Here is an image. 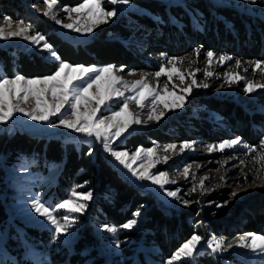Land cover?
<instances>
[{"label":"trees","instance_id":"1","mask_svg":"<svg viewBox=\"0 0 264 264\" xmlns=\"http://www.w3.org/2000/svg\"><path fill=\"white\" fill-rule=\"evenodd\" d=\"M133 2L145 13H128L119 21L98 29L91 39L82 44L62 39L52 30L49 21L42 17L34 19L32 31L44 34L61 58L74 66L114 65L118 68L123 66L127 71L154 73L159 68V61L155 58L161 54L168 58L182 57L192 54L196 48L201 49L200 54L213 51L234 59L264 60V20L257 16L228 6L211 5L204 0L187 1L183 5H165L153 0ZM36 3L42 5L43 0H0V19L8 17L14 21L18 18L17 13ZM81 3L83 0H59L58 7H76ZM56 67L54 61L36 52L0 47V76L11 78L19 73L29 78L42 77L51 75ZM263 97L258 101L264 103L260 100ZM193 103L197 111L212 112L218 115L220 121L204 117L180 119L172 124V131L168 133L151 130L130 135L117 149L132 151L140 147L148 148L153 141L166 144L197 138L205 143H214L236 137L257 146L264 136L262 112L249 111L232 100L210 96H194ZM20 159L30 160L33 168L42 175H47L50 168L57 165L54 182L46 193L50 206L68 199L71 191L79 188L77 185H83L78 190L92 193L88 214L96 223L119 228L140 211V228L124 232L121 238L155 251H147L148 260L137 252L135 261L125 260L124 264H165L185 241L198 234L199 227L195 226L191 212H165L153 197L123 180L113 163L104 158L96 147L85 143L64 144L58 137H36L20 130L0 132V185L5 179L4 168L13 167ZM6 219V211L0 203V223ZM208 228L212 232L218 230L215 223ZM27 231L36 241L48 244L52 240L49 231L32 228ZM263 232L264 215L259 214L249 218L237 232L223 231L221 236ZM94 240L91 232L84 229L72 252L53 253L51 259L54 264L64 260L66 264H85L91 259L93 264H101V259L96 258V251L92 249ZM122 246L127 256L133 254L131 248L134 245ZM85 249L89 252L80 255ZM12 253L17 262L3 264H32L21 257L20 250ZM195 261L196 264H215L207 253L195 256Z\"/></svg>","mask_w":264,"mask_h":264},{"label":"rangeland","instance_id":"2","mask_svg":"<svg viewBox=\"0 0 264 264\" xmlns=\"http://www.w3.org/2000/svg\"><path fill=\"white\" fill-rule=\"evenodd\" d=\"M153 1L165 5H183L187 1L193 0ZM204 1L211 5L228 6L238 12H242L250 16H257L264 20V0H258L255 5L243 3V0ZM104 7L106 10H111L113 7L124 10L116 17H113L107 24H101L96 27L92 33L72 32L56 25L52 20L43 15L44 8L42 5L39 7H33L32 5L25 7L23 12L16 14V17L18 18L14 20V22L23 21L25 24L30 25L32 29V22L34 19L42 17L43 19L49 21L52 30L62 39L73 44H82L91 39L96 34L98 29L119 21L121 18L126 17L128 13H145L133 2V0H131V7L128 8H125V6L122 5L114 6L108 3L107 0L104 3ZM60 9L61 8L59 7L56 9L57 17L65 24L72 23V20L65 19L66 13ZM72 15L73 18H75L77 14L73 13ZM3 24L4 20L0 19V25ZM14 29L15 24L13 23L12 29L10 30ZM137 44L141 45V42H138ZM0 47H15L23 52H36L43 55L44 58L47 56V53L37 51L36 47L20 38H13L9 41H0ZM205 54L206 53L200 54L198 59L195 57L194 52H192V54H186L182 57L176 58H185L184 63L178 66L179 71H182L187 76L189 72H194L195 69L199 68L200 71L195 72V79L197 80V83H207L209 86L207 88L194 87L192 92L187 95L184 107L175 110H166L165 116L159 122L149 121L148 123L132 125L131 128L123 134V136L112 142V147L115 150L128 151L117 149V146L122 144L124 139L130 135L141 134L151 130L168 133L169 131H172L171 127L174 126H172V124L180 119H188V117H204L217 122L220 121L218 115L212 112L205 113L197 111V106L193 103V99L194 96L198 95L232 100L233 102L248 108L249 111L264 113V103L258 101V98H262V96H264V89L258 88L255 92L245 94L243 91V80L237 84H232L231 86L224 82V73L226 71H237L234 67L236 59L233 58V60L226 61L221 65L218 63V57L220 54H216L213 58L212 66L208 69L214 75L206 80L203 74L207 63ZM166 58L168 57L165 55L163 59L161 56L155 58V61H157V59L159 61V68L157 71L160 70L161 64L165 63ZM193 59H197V63L190 65L189 61ZM239 60L242 61L241 69L238 70V74L241 77L248 80H255L259 83H264V75L257 72V74L253 76L251 71L253 66L247 63V60L240 58ZM244 68H247L248 71H243ZM128 72L129 71L124 69L122 72H117L116 75L122 77L128 82L139 80L142 76L146 77L149 85L153 88L159 87L161 89L162 98L168 101L173 99V97L164 96L163 86L166 81L169 84V91L172 90L171 86L173 83L177 85L175 91L178 94H182L183 88L186 84L191 83V80L189 79L185 81L184 85H181L179 79L177 78L178 73L173 69L172 65H168L165 68V74L160 77L159 82H157V80L152 76V73L145 70L133 71L135 72V75H128ZM168 73L172 75V81H168ZM73 75H75V73H73ZM104 76L106 77L107 74H104ZM93 91L94 89H91L90 93ZM146 91L147 89H145V92ZM125 95H131V93L126 92ZM260 100H264V97ZM145 104L150 106L148 101H146ZM147 106L140 116L142 121L147 120ZM119 107L120 103L113 101L111 110H119ZM161 107H163L162 104ZM81 110H83V107ZM130 110L133 112L141 111L134 104L130 106ZM103 114L110 115L109 109L105 108ZM51 119L56 121L57 124L59 123L57 117H52ZM12 130H20L36 137H58L64 144L69 142L76 145L85 143L98 148L101 155H104L105 153V155L109 157L107 158L113 163L115 169L123 180L130 183L140 192L149 194L153 197L155 203L165 212H191V217L194 219V223H196L195 226L199 227L198 235L204 237L206 240L211 235L215 234L217 237L224 238L226 245L232 246L228 251L218 253L216 255H212L209 251L201 249L198 251V254L193 256V258H184L182 261L174 262V264H196L195 256L202 253L211 255L215 264H264V254H254L249 249L235 247L239 238L245 234H239L235 237L221 236L223 231H228L230 233L237 232L248 221V219L253 218L254 215H264V169L254 172L253 170L259 168V165L255 163L254 159L243 155L246 150L242 147L236 149H225L224 151L208 152L205 150L206 145L219 144L220 142L205 143L197 138L192 141H181L166 144L153 141L151 146L148 148L140 147L143 149L155 147L157 148V155L163 157L165 155L163 151L165 146L171 144L177 145V149L175 151L167 154V163H158L155 168L151 169L154 173L160 171L167 172L168 178L176 181L175 184L165 185L167 190L174 191L179 189L178 196L180 199L173 200L172 198L165 196L163 191H160L157 186L150 185L147 181H136L126 169L120 166L113 157L104 151L102 143L96 141L94 137H85L63 127L52 128L43 124H38L35 121L28 120L27 117H24L20 113L14 114L13 120L8 121L6 124H0V132ZM185 142H195L194 148L192 150H185L181 153L179 151V145ZM259 144L257 146H259ZM135 151L136 150H132L128 152L132 153ZM255 155V153H252L251 157H255ZM241 159H245L247 161L246 165H240ZM220 162H223V167H221ZM139 163L140 161L133 162V167H137ZM188 166H190V174H195V179L192 178V175H189V177L185 179L183 169ZM4 171L5 179L3 180L2 185H0V203L4 206L7 219L0 223V264L9 261L16 263L17 260L12 252L19 250L21 252V257L30 260L32 264H54V261L51 259V255L53 253H58L60 255V253L67 254L72 252L74 243L79 239L80 233L84 229H88L95 239L92 249L96 251V258L101 259V264H124L125 260L135 261L137 252H141L143 257L148 260L147 251H155L153 248L144 247L139 243L134 244V241L123 240L121 238L124 232L140 228L139 217H135L138 223L133 230H124L119 227L117 228L118 232L115 235L103 231L101 228L102 224L96 223L88 214L92 197L86 201L87 208L84 213L72 214V216L76 218L77 223L70 229L71 234H65L60 237L61 241L67 239L68 243L53 242V226L49 224L47 220H43L42 217L37 216L35 212L31 211V200L34 196L38 195L42 202L50 206L49 200L46 198V193L48 188L54 182L57 165H53L47 175H42L39 170H35L33 168L30 160L20 159L13 167H5ZM203 177H208V179L204 182L203 194H201L202 190L200 189V180ZM221 177H223V180ZM194 184L197 190L186 195V193H189L190 189L193 188ZM237 185H240L241 187H237ZM81 188L83 187L77 188L76 191L78 193H88L78 190ZM232 192L237 193L236 197H231ZM209 197H212V200L209 201ZM73 199L76 198L73 197ZM184 200H188L191 203L185 206L183 203ZM194 201H199V203H195ZM225 202H227V206L222 208L216 207L217 204H224ZM205 211L207 212L205 213ZM65 214L67 213L64 209H60L59 212L56 213L58 218H61ZM41 220H43V223L40 222ZM61 222L63 221L61 220ZM211 223H215V225H217V232H212L208 228ZM28 228L49 231L52 235V240L48 244H45L40 240L36 241L35 237L28 233ZM257 235H264V232L263 234ZM117 239L121 241V245H134V247L131 248L133 251L131 256H127L125 254L124 250H122L123 246H121L120 249L115 248L113 241ZM203 242L204 241H202V243ZM88 252L89 249H85L80 253V255H85ZM64 262H66V260L63 262H57V264H66ZM85 264H93V259L86 261Z\"/></svg>","mask_w":264,"mask_h":264},{"label":"snow or ice","instance_id":"3","mask_svg":"<svg viewBox=\"0 0 264 264\" xmlns=\"http://www.w3.org/2000/svg\"><path fill=\"white\" fill-rule=\"evenodd\" d=\"M106 0H83V3L76 7L63 6L60 10L66 13L65 19L72 20V23L65 24L57 17L56 9L59 6V0H43L42 7L44 8L43 15L52 20L56 25L64 29H68L77 33H92L93 30L101 24H107L113 17H116L124 9L113 7L111 10H106L104 3ZM108 3L116 6L122 5L125 8L131 7V0H107ZM258 0H243V3L255 5ZM33 7H39V3L33 4ZM73 13L76 17L73 18ZM13 23L15 29H12ZM13 38H20L27 41L30 45L36 47L37 51L47 53L45 59L54 61L57 64L56 70L51 75L42 77H25L19 73L9 78L7 76H0V124H6L13 120L14 114L20 113L27 117L30 121H35L38 124H43L52 128L63 127L70 129L72 132L79 133L85 137H94L96 141L102 143L103 149L136 181H147L150 185H155L164 195L179 200V189L174 191L167 190L165 185L175 184L176 181L168 178L167 172H152L158 163H167L168 153L177 149V145L171 144L165 146L163 151L165 155L160 157L157 155V148H137L135 152L118 151L112 147V142L123 136L132 125H139L148 123L149 121L159 122L164 116L166 110H175L183 108L186 103V97L190 94L194 87L207 88V83H197L195 79V72L200 69H195L194 72H189L186 76L182 71H179L178 66L184 63L185 58L170 57L166 58L165 63H162L160 70L152 73V76L159 82L162 75L165 74V68L172 65L173 69L177 71V78L181 85L185 84L186 80H191V83L186 84L183 88L182 94H178L175 89L177 85L172 84V90L169 91V84L166 81L163 86L164 96H171L170 101L165 100L161 96V89L159 87L153 88L149 85L146 77H141L139 80L128 82L122 77L116 75L117 72L124 71L123 66L116 67L114 65H106L102 67L83 65H72L64 61L54 46L48 42L46 36L39 31L33 32L31 26L25 24L23 21H12L10 18H4V24L0 25V41H9ZM195 57L198 59L201 49L193 50ZM216 54L213 51H207L205 59L207 61L204 70V77L207 80L214 74L208 69L212 66V61ZM162 59L164 54H161ZM197 59L189 61L190 65L197 63ZM233 60L232 56L221 54L218 57V63L224 64L226 61ZM252 65V74L255 76L257 72L264 75V61H248ZM242 61L235 60L236 72L224 73V82L231 86L237 84L241 80L244 81L243 91L245 94L255 92L258 88L264 89V83H259L255 80H248L238 74L241 69ZM247 72L248 69L244 68ZM75 73V75H73ZM104 74H107L105 77ZM128 75H135V72L129 71ZM173 77L168 73V81H172ZM94 89L90 93V90ZM145 89L147 91L145 92ZM131 95H125V93ZM113 101L119 102V110L112 111L111 106ZM148 101L150 106L145 102ZM135 105L141 111L133 112L130 110L131 105ZM161 104L163 107H161ZM28 105V106H26ZM147 110V120L142 121V115L145 107ZM83 107V110L81 108ZM105 108L109 109L110 115H104ZM70 110V111H69ZM52 117H57L59 123L52 120ZM88 142V141H86ZM195 142H185L179 145V151L183 153L185 150H192ZM242 147L246 150L243 155L255 160L259 168L253 171L264 169V138H261L259 146H252L244 143L240 137L234 139L224 140L219 144H208L205 150L208 152L224 151L225 149H236ZM255 153V157L251 154ZM92 150H89V155ZM140 161L137 167H133V162ZM221 167H223V162ZM245 159L240 160V165H246ZM190 166L183 169L185 179L192 175L195 179V174L189 171ZM208 177H203L200 180L201 194H203L204 182ZM223 180V177H221ZM87 183V182H86ZM76 187H83L77 185ZM237 187H241L237 185ZM196 186L190 189L189 193L195 192ZM237 193L232 192L231 197H236ZM75 197L76 199H73ZM92 193H78L74 188L68 199L63 200L54 207L46 205L39 196H34L31 200V211L35 212L37 216L47 220L54 228L53 242L68 243L67 239L63 241L60 237L65 234H71L70 229L77 223L76 218L72 216L73 213H84L87 208V203L91 199ZM199 203V201H194ZM187 206L191 203L188 200L183 201ZM227 206L224 204H217V208ZM60 209H64L67 214L58 218L56 213ZM134 217L141 215L140 211L135 212ZM43 220L40 222L43 223ZM61 220L63 222H61ZM137 219L133 218L122 224L120 228L124 230H133L137 226ZM102 230L107 233L116 234L117 227L111 225H102ZM202 241H204L202 243ZM116 249L121 248V241L114 240ZM231 245H226L225 239L217 237L215 234L211 235L205 240L204 237L193 234L187 241H185L165 264H174V262L182 261L184 258L191 259L199 250L209 251L210 254L216 255L229 250ZM237 248L249 249L254 254H264V235H257L255 233H246L241 236Z\"/></svg>","mask_w":264,"mask_h":264},{"label":"built area","instance_id":"4","mask_svg":"<svg viewBox=\"0 0 264 264\" xmlns=\"http://www.w3.org/2000/svg\"><path fill=\"white\" fill-rule=\"evenodd\" d=\"M102 156H103L104 158H107V157H108V156L105 155V153H104V155H102ZM108 158H109V157H108ZM108 158H107V159H108ZM108 160H109V159H108Z\"/></svg>","mask_w":264,"mask_h":264}]
</instances>
